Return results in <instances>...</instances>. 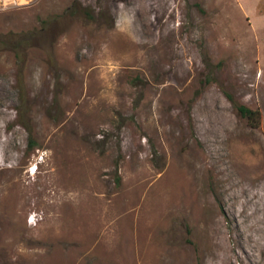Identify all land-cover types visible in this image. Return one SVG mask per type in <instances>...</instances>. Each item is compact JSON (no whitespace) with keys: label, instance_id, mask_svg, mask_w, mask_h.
<instances>
[{"label":"rangeland","instance_id":"obj_1","mask_svg":"<svg viewBox=\"0 0 264 264\" xmlns=\"http://www.w3.org/2000/svg\"><path fill=\"white\" fill-rule=\"evenodd\" d=\"M19 2L0 264H264V0Z\"/></svg>","mask_w":264,"mask_h":264},{"label":"trees","instance_id":"obj_2","mask_svg":"<svg viewBox=\"0 0 264 264\" xmlns=\"http://www.w3.org/2000/svg\"><path fill=\"white\" fill-rule=\"evenodd\" d=\"M23 37V41H24V36L27 37V35H19ZM229 98H233L231 95H229ZM236 108L238 110V112L245 118H247L249 120V122L251 124H253L254 126H258V124L260 123V117H261V113L258 109H253L245 104H236ZM117 179L119 180V176H117Z\"/></svg>","mask_w":264,"mask_h":264},{"label":"built area","instance_id":"obj_3","mask_svg":"<svg viewBox=\"0 0 264 264\" xmlns=\"http://www.w3.org/2000/svg\"><path fill=\"white\" fill-rule=\"evenodd\" d=\"M19 4V0H0V9H8L18 6Z\"/></svg>","mask_w":264,"mask_h":264},{"label":"bare ground","instance_id":"obj_4","mask_svg":"<svg viewBox=\"0 0 264 264\" xmlns=\"http://www.w3.org/2000/svg\"><path fill=\"white\" fill-rule=\"evenodd\" d=\"M5 203H6L5 198L4 197L0 198V220L1 221H4L5 217L3 218V215L6 216V214H8L9 207L7 208Z\"/></svg>","mask_w":264,"mask_h":264}]
</instances>
